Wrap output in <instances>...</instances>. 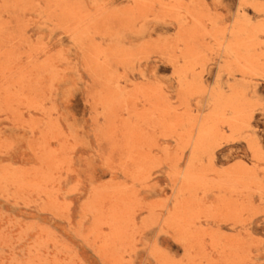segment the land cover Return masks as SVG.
Returning a JSON list of instances; mask_svg holds the SVG:
<instances>
[{"label": "rangeland", "instance_id": "obj_1", "mask_svg": "<svg viewBox=\"0 0 264 264\" xmlns=\"http://www.w3.org/2000/svg\"><path fill=\"white\" fill-rule=\"evenodd\" d=\"M0 264H264V0H0Z\"/></svg>", "mask_w": 264, "mask_h": 264}]
</instances>
